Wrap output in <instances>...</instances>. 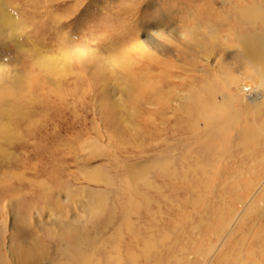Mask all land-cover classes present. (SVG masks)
I'll return each instance as SVG.
<instances>
[{
  "label": "rangeland",
  "instance_id": "obj_1",
  "mask_svg": "<svg viewBox=\"0 0 264 264\" xmlns=\"http://www.w3.org/2000/svg\"><path fill=\"white\" fill-rule=\"evenodd\" d=\"M255 1L0 0L2 22H15L0 36V264L205 263L238 185L264 172L243 166L246 115L230 125L245 96L229 78L250 68L236 57L247 24L233 4ZM207 111L227 125L196 139ZM208 144L234 148L228 162L213 165ZM147 159L168 170H144L152 186L127 168ZM85 188L101 192L103 211L83 208ZM238 237L214 264L264 262L256 211Z\"/></svg>",
  "mask_w": 264,
  "mask_h": 264
},
{
  "label": "bare ground",
  "instance_id": "obj_2",
  "mask_svg": "<svg viewBox=\"0 0 264 264\" xmlns=\"http://www.w3.org/2000/svg\"><path fill=\"white\" fill-rule=\"evenodd\" d=\"M243 3H245V1ZM233 8H235V10H237L240 14V17L238 18V20L243 24L245 23V25L247 24V27L245 28L246 30L243 28L244 30L238 34L239 40L241 42V47L239 50H237V56L236 57L239 56L242 59H244L245 63L249 64L250 68L247 67L245 69L244 78H242V81H240L235 76H232L231 78H229V82L231 84L235 85L237 87L236 89L241 91L245 96L243 106L241 107V109L238 110L237 115H235L237 117L233 118V122L230 125H231V128L236 129V127H234V125H237L238 121L240 123V121H241V120H239V118H241L240 115H242V114H244V116L246 115L245 117L248 119V121L246 119V123H247L246 125L248 127H245L244 125L239 127V129H238V131L240 132L239 133V137H240L239 140L241 139L244 142L241 144L246 146L245 149L248 153L247 155L249 156V159L244 158L247 161L243 164V166H245L247 164V162H249L248 160H250L251 162H253L252 168L254 167L253 169H254V174H255V170H256L257 165L258 164H264V157H263L264 156V121H258L257 120L258 121L257 122V121H252L249 118L251 115L261 114L262 112H264V0H256L254 4H247L246 7H240V6L238 7V5L233 4ZM5 17L7 20L4 23L2 22L3 18L2 19L0 18V36H6L7 35L8 31L6 29V26H11L12 32L15 31L14 27H13V26H15L14 25L15 22L12 19V17L8 16V15H5ZM241 26H244V25L241 24ZM155 33L158 36L162 35L161 30H160V32L155 31ZM182 35H184V34H182ZM157 40H160V39H157ZM157 40L155 39V41H157ZM155 41L153 39V42L156 44L155 46H158V49H159V47H162V45L156 43ZM197 41H198V39H197ZM194 96H193V98H194ZM232 97L236 98L235 95H232ZM199 111L200 112L204 111V108L202 106V103L199 101V96L198 97L195 96V98H194V114L196 112H199ZM208 111H209V109H208ZM208 111H207V114L205 116L202 113L203 117L200 119V120H202L203 118L206 119V121L204 122L205 123L204 128L197 125L198 123L194 124V132H195L194 135H195L196 139L199 137L201 138L205 135L209 136L211 134L217 136V133H221L223 131L222 127L219 128V126L221 125V126H223V128H225V125H227L228 120L227 121L222 120L223 122H220V120H217V118L215 119L214 117H210V115H213V114H211ZM208 113L210 115H208ZM214 125H219V126L216 127ZM218 128L222 129V130H219ZM259 137H260V139H258ZM231 140H232L231 142L233 143L234 142L233 139H231ZM250 141L255 142L254 143L255 147L254 146L251 147L249 145ZM239 145H240V143H239ZM231 149H232V147L225 146L222 150L223 151V153H222L217 149L216 145H214V144L209 145L208 144L207 149H205L204 156L207 157L208 159L210 158V161L213 165H216L217 163L222 161L223 156H226V158H227L226 162H228L230 157H227L228 156L227 154H229L228 152ZM233 150H234V148H233ZM233 150H231V151H233ZM200 153L202 154V152H200ZM201 154H199V155H201ZM230 154H232V155H229V156H231V158L237 157L236 156L237 154L235 155V153L231 152ZM247 155L245 154V156H247ZM242 161H243V159H242ZM235 162L238 163L239 161L236 160ZM153 167H158L160 169H163L162 166L160 165V162L158 160H153V159L143 160L141 162H138L137 164L127 163L128 171L132 175L133 179L134 180H137L138 178L140 179L139 174H141L142 179L145 180L150 186H152L151 185L152 181L150 178L146 179V175L143 174V171L148 170V169L150 170ZM245 167L247 169V166H245ZM263 169H264V166H263ZM242 170H243L242 173L241 174L239 173L240 176L243 175L245 168L243 167ZM163 171L167 172L168 170L163 169ZM177 173H178V169L176 167L173 168V174L172 175L176 176ZM262 173L263 174L249 176L248 180L245 182V183H247L246 185L243 184L244 181H243V183H240V185H238V188H237L238 193H236L237 195L234 193L236 195L235 196L236 197L235 202L229 206V208L226 212L229 215L223 216L225 214H222L221 216H223V217H221V224L219 226L213 227L215 240H210V243H209L211 250H212L211 253L210 254H205V253L203 254L206 257L204 264H214L215 258L218 256V254L223 249H227V247H229L228 244L230 241H232L234 239H237V241H239L238 235L240 233V224H241L242 220L247 218V216L249 217V215L253 211L257 212L260 220L261 219L264 220V172H262ZM245 175H246V173H245ZM234 176H235V174L231 175V177H234ZM244 178H243V180H245ZM236 187H237V185H236ZM85 190H86V192L88 191V193H89V199L85 202V204L83 205V208H86L89 211L88 213H90V214H92L94 211H103L106 207V202H105L106 199L104 200V199L99 197L101 192L99 190H95L93 188H85ZM75 218H77V217H75ZM256 223L257 222H254V224H256ZM62 225L69 228V229L72 228L67 223H63ZM199 230H201V229H199ZM195 237H194V241H193L194 246L197 245V242H198V240H196ZM199 237H201V236H199ZM202 244H204V243H202ZM243 244L240 245L241 249L243 247ZM256 244H258V242ZM236 248H238V247H236ZM198 252L200 253L203 251H202V249H200ZM255 253H256V251L254 250L252 252V254L255 255ZM262 253L263 252H261L260 254H262ZM178 255L176 256L177 257V264H184V263L191 264L193 259H191L189 256H187V257L183 256L184 254L183 255L178 254ZM155 257H158L157 253L155 254ZM237 258H238V260H240V262L242 261L243 264H249V260H247L243 254L240 257L238 256ZM260 258H258L257 262H254V263L264 264L263 260ZM252 259H253V257H252ZM197 260H199V259H197ZM175 261H176V259H175Z\"/></svg>",
  "mask_w": 264,
  "mask_h": 264
}]
</instances>
